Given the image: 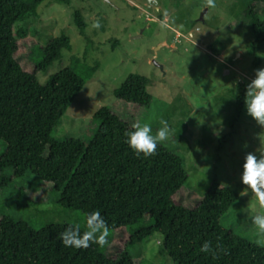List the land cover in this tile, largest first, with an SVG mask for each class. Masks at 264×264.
Returning <instances> with one entry per match:
<instances>
[{
  "label": "trees",
  "instance_id": "1",
  "mask_svg": "<svg viewBox=\"0 0 264 264\" xmlns=\"http://www.w3.org/2000/svg\"><path fill=\"white\" fill-rule=\"evenodd\" d=\"M45 0H0V191L13 179L32 175L39 186L50 184L59 204L86 217L99 210L112 238L101 248L65 247L59 239L69 223L35 229L24 220L2 214L0 264H144L131 249L159 234L162 252L175 264H264V248L237 235L221 219L240 196L214 181L203 196L187 188L190 174L183 155L158 146L157 155L138 158L126 143L132 124L113 108L102 107L85 138L59 141L61 124L86 81L64 69L41 84L38 75L60 60L71 40L62 35L44 47L28 37L22 23L38 17ZM69 5L71 0H53ZM254 37L264 47V0H253L244 13ZM75 21L82 33L87 24L80 12ZM40 52V57L31 53ZM32 59V61H31ZM33 62V63H32ZM147 77L130 75L115 91L127 106L148 110L154 97ZM246 87L236 98L238 115L245 108ZM27 188L16 196L17 208L38 204ZM86 230L81 227V233ZM217 238H220L219 240ZM211 241L227 250L218 259L200 248Z\"/></svg>",
  "mask_w": 264,
  "mask_h": 264
},
{
  "label": "rangeland",
  "instance_id": "2",
  "mask_svg": "<svg viewBox=\"0 0 264 264\" xmlns=\"http://www.w3.org/2000/svg\"><path fill=\"white\" fill-rule=\"evenodd\" d=\"M252 1L216 0V7L209 9L204 0H71L69 5L45 0L38 17L21 26L37 44L46 47L66 35L71 48L38 75L39 82L46 84L64 69L74 70L86 81L53 138L65 141L90 135L96 125L94 115L102 107L113 108L132 125L149 123L153 133L166 120L173 134L163 145L185 158L190 174L187 188L201 197L219 181L235 191L240 199L221 224L252 242L251 217L264 210L250 191L240 195L245 190L241 176L246 154L260 157L258 136L264 128L247 114L246 105L241 115L235 105L256 70L264 68V47L254 49L244 16ZM77 12L87 24L83 33L75 21ZM97 20L100 29L92 27ZM31 56L39 58L40 52ZM134 74L150 81L154 102L148 110L127 106L115 97ZM4 149L0 143V155ZM20 188H27L38 204L17 208ZM52 191V185L39 186L32 175L13 179L0 191V220L3 214L35 229L58 223L85 228V217L64 209ZM162 242L156 234L131 253L144 264H175L163 254Z\"/></svg>",
  "mask_w": 264,
  "mask_h": 264
},
{
  "label": "clouds",
  "instance_id": "3",
  "mask_svg": "<svg viewBox=\"0 0 264 264\" xmlns=\"http://www.w3.org/2000/svg\"><path fill=\"white\" fill-rule=\"evenodd\" d=\"M205 7L214 9L216 0H204ZM93 28L100 29L102 27L99 20L93 25ZM245 105L247 114L254 119L257 124L264 128V68L256 70L255 78L246 86ZM161 127L153 133L152 126L149 123L133 124V130L125 133L126 143L140 158H151L157 155L158 146L165 144L173 134V130L169 127L166 120L160 121ZM261 147L257 149L260 157L254 153H247L243 164V173L241 181L245 186V190L240 193L246 196L249 191L252 193V199H255L260 208L264 210V134L258 136ZM200 151V149H197ZM254 226V240L252 241L257 247L264 248V212L251 217ZM86 230L81 233V225L79 223L70 225L64 232L60 234L59 239L65 247L75 249H87L92 244H96L101 248L109 245L110 228L102 217L99 210L87 214ZM218 240L220 238H217ZM200 251L203 253H211L213 259H218V252H224L226 249L222 244L217 243L213 249L211 241H205Z\"/></svg>",
  "mask_w": 264,
  "mask_h": 264
},
{
  "label": "crops",
  "instance_id": "4",
  "mask_svg": "<svg viewBox=\"0 0 264 264\" xmlns=\"http://www.w3.org/2000/svg\"><path fill=\"white\" fill-rule=\"evenodd\" d=\"M131 3L134 4V5H136V4H135L134 2H132V1H131ZM158 9H159V8H157V10H158Z\"/></svg>",
  "mask_w": 264,
  "mask_h": 264
},
{
  "label": "water",
  "instance_id": "5",
  "mask_svg": "<svg viewBox=\"0 0 264 264\" xmlns=\"http://www.w3.org/2000/svg\"><path fill=\"white\" fill-rule=\"evenodd\" d=\"M152 1H154V0H149L150 3H151Z\"/></svg>",
  "mask_w": 264,
  "mask_h": 264
}]
</instances>
